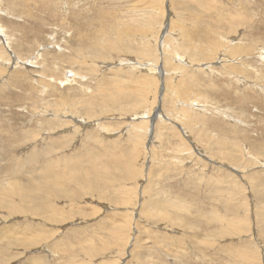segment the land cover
<instances>
[{
	"label": "rangeland",
	"instance_id": "rangeland-1",
	"mask_svg": "<svg viewBox=\"0 0 264 264\" xmlns=\"http://www.w3.org/2000/svg\"><path fill=\"white\" fill-rule=\"evenodd\" d=\"M0 29V264H264V0H0Z\"/></svg>",
	"mask_w": 264,
	"mask_h": 264
},
{
	"label": "bare ground",
	"instance_id": "bare-ground-1",
	"mask_svg": "<svg viewBox=\"0 0 264 264\" xmlns=\"http://www.w3.org/2000/svg\"><path fill=\"white\" fill-rule=\"evenodd\" d=\"M199 4V3H198ZM224 4V3H223ZM201 6V5H200ZM203 8V7H202ZM222 9V8H221ZM194 16V15H193ZM261 20V19H260ZM181 21V20H180ZM179 23V22H178ZM176 25V24H175ZM179 29V28H178ZM175 30V29H174ZM0 31H2L1 29H0ZM142 31H144V30H142ZM183 31V30H182ZM2 33V32H1ZM129 35V34H128ZM145 38V37H144ZM260 38V37H259ZM184 40V39H183ZM129 41V40H128ZM132 42H133V40H132ZM156 43V42H155ZM115 44V43H114ZM118 44V43H117ZM129 45V44H128ZM132 45V44H131ZM164 45V44H163ZM118 46H120V45H118ZM133 46V45H132ZM117 47V46H116ZM127 47V46H126ZM129 47V46H128ZM163 47V46H162ZM170 47V46H169ZM130 48V47H129ZM132 48V47H131ZM167 48V47H166ZM234 48V47H233ZM134 49V48H133ZM120 50H121V48H120ZM140 51V50H139ZM138 52V51H137ZM140 52H142L143 53V50L142 51H140ZM141 53V54H142ZM140 54V53H139ZM105 55V54H104ZM143 55H144V53H143ZM182 55V54H181ZM258 57V56H257ZM142 59V58H141ZM105 60V59H104ZM172 60V59H171ZM231 60H232V58H231ZM247 60V59H246ZM129 63V62H128ZM167 64V66L168 67H170V63H168V62H166L165 61V65ZM153 66V65H152ZM131 67V66H130ZM154 67V66H153ZM166 67V66H165ZM133 68V67H132ZM171 68H172V66H171ZM205 68L207 69V67L205 66ZM170 70V69H169ZM178 72H182V69L180 68V69H175V70H173V71H171V73L172 74H177ZM167 73V72H166ZM169 73V72H168ZM147 74V73H146ZM175 76V75H174ZM44 81V80H43ZM71 82V81H70ZM166 83H168V82H166ZM141 86H143V84L141 85ZM173 86V85H172ZM170 87V86H169ZM117 88V87H116ZM140 89V88H139ZM142 89V88H141ZM170 89V88H169ZM87 91V90H86ZM232 91V90H231ZM96 93V92H95ZM110 94V93H109ZM117 94V93H116ZM119 94V93H118ZM186 95V94H185ZM202 99V98H201ZM200 99V100H201ZM32 100V99H31ZM189 101V100H188ZM194 105V104H193ZM196 106H197V103H196ZM214 111V110H213ZM163 116V115H162ZM159 117H160V115H159ZM117 121V120H116ZM67 123V122H66ZM244 125V124H243ZM244 132V131H243ZM56 134V133H55ZM230 134V133H229ZM156 141V140H155ZM210 141V140H209ZM223 149V148H222ZM158 150V149H157ZM228 151V150H227ZM226 151V152H227ZM231 151V150H230ZM122 152V151H121ZM163 152V151H162ZM232 152V151H231ZM223 153V152H222ZM165 154V153H164ZM84 155V154H83ZM230 155H231V153H230ZM89 156V155H88ZM233 156V155H232ZM231 156V157H232ZM233 158V157H232ZM85 159V158H84ZM224 159V158H223ZM236 159V158H235ZM34 160V159H33ZM82 160V159H81ZM108 160H111V159H108ZM84 161V160H83ZM233 161H234V159H233ZM109 162V161H108ZM149 162V161H148ZM234 164V163H233ZM108 166V165H107ZM113 166V165H112ZM104 167V166H103ZM106 167V166H105ZM47 169H46V174H45V176H47V181L49 182V183H51V184H54V186H58L59 184H60V182L63 180V178L65 177V172H62V171H60V172H57V171H55V170H53V168H51V165L49 166V167H46ZM80 170V169H79ZM251 170V169H250ZM35 171V170H34ZM73 171H75V170H73ZM15 172V171H14ZM13 172V173H14ZM80 175H83L82 173H83V171L81 170L80 171ZM100 173V172H99ZM65 174V175H64ZM108 173L107 172H105V171H101V173L99 174L100 176H101V178L103 177V179H104V176L105 175H107ZM111 174H113L112 176H114L115 174L114 173H111ZM95 175V174H94ZM97 175V174H96ZM141 175V174H140ZM148 175V174H147ZM150 175V174H149ZM45 176H41V178L43 179V177H45ZM64 176V177H63ZM75 176H77V175H75ZM85 176V175H84ZM108 176V175H107ZM111 176V175H110ZM11 177V176H10ZM90 177V176H89ZM33 178V177H32ZM36 177H34V181L37 179H35ZM40 178V177H39ZM72 178V177H71ZM80 178V177H79ZM85 178H87V176L85 177ZM84 178V179H85ZM97 178L98 179H100V180H103V179H101L100 177H98L97 176ZM113 178V177H112ZM121 178V180H123L122 179V177H120ZM126 178V177H125ZM30 179H31V177H30ZM107 179V178H106ZM109 179V178H108ZM80 180V179H79ZM91 180V179H90ZM113 181L115 180V179H112ZM26 181H28L29 182V180H26ZM31 181V180H30ZM83 182H85L86 184H88L89 182L87 181V180H82ZM107 181V180H106ZM21 182H23V181H21ZM27 182V183H28ZM39 182V181H38ZM16 183V182H15ZM25 184V185H28V184ZM32 183V182H31ZM41 183V182H40ZM241 183V182H240ZM33 184V183H32ZM92 184V183H91ZM24 185V184H23ZM29 185H30V182H29ZM93 185V184H92ZM96 185V184H95ZM19 186V183L16 185V187H18ZM30 186H33V185H30ZM83 186H85V185H83ZM21 187V186H20ZM16 188V189H13V191H9V192H7L4 196H9V195H11V196H14V198H16L17 200H19V201H21V202H23V203H29L30 201L31 202H33V204H35V207H36V209L38 210V208L40 207V205L38 204V202L36 201V193H33L31 190H30V187L29 186H23V187H21V188ZM29 187V188H28ZM88 187V186H87ZM94 187L95 186H93V189H94ZM7 188V187H6ZM34 188H35V186H34ZM49 187H47V186H42V189H39L38 190V192H45L47 189H48ZM59 188V187H58ZM58 188H57V191H58ZM84 188V187H83ZM12 189H8V190H12ZM50 189H51V187H50ZM34 190V189H33ZM64 190V189H63ZM92 190V189H91ZM96 190V189H95ZM53 191V190H52ZM86 191H88V190H86ZM2 191H0V193H1ZM3 192H5V190L3 191ZM89 192V191H88ZM72 193V192H71ZM89 193H91V192H89ZM93 193V192H92ZM44 195H45V193H43ZM42 194V195H43ZM73 194V193H72ZM75 194V193H74ZM226 194V193H225ZM1 195H2V193H1ZM65 195V194H64ZM227 195V194H226ZM3 196V195H2ZM39 196V195H38ZM68 196H70V195H68ZM50 197H52V195H50ZM74 197V196H73ZM14 198H12V199H14ZM10 199V198H9ZM11 199V200H12ZM3 200V199H2ZM10 200V201H11ZM155 200V199H154ZM183 200V199H182ZM150 201V200H149ZM15 203V202H14ZM36 203L38 204V205H36ZM165 203V202H164ZM228 203V202H227ZM158 204V203H157ZM2 205V206H1ZM6 206H8V208H9V211L10 212H12L13 213V210H11V209H13L12 207L14 206L13 205V203L12 202H1L0 203V208H6ZM153 206V205H152ZM155 206V205H154ZM159 206V205H158ZM157 206V207H158ZM160 207V206H159ZM185 209V208H184ZM36 212V211H35ZM135 213V212H134ZM55 214V213H54ZM210 214V213H209ZM193 215V214H192ZM37 217V216H36ZM170 217V216H169ZM214 219V218H213ZM184 222V221H183ZM208 222V221H207ZM210 223V222H209ZM191 227V226H190ZM194 227V226H193ZM112 235H114V232H112ZM36 238V237H35ZM111 238V237H110ZM117 240V239H116ZM25 242V241H24ZM30 242V241H29ZM24 244V243H23ZM28 244V243H27ZM33 244V243H32ZM30 245V244H29ZM101 246V245H100ZM240 257V256H239ZM150 259V258H149ZM242 260V259H241ZM244 260V259H243ZM254 261V260H253ZM246 264V263H245Z\"/></svg>",
	"mask_w": 264,
	"mask_h": 264
}]
</instances>
